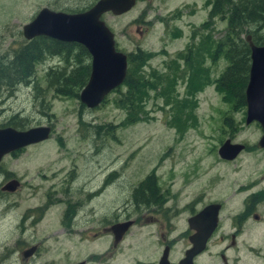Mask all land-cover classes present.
<instances>
[{
	"label": "rangeland",
	"instance_id": "rangeland-1",
	"mask_svg": "<svg viewBox=\"0 0 264 264\" xmlns=\"http://www.w3.org/2000/svg\"><path fill=\"white\" fill-rule=\"evenodd\" d=\"M95 1L0 0V62L25 42L22 27L43 6L71 12L84 10ZM213 1L137 0L121 15L109 12L102 16L114 33L116 47L126 54L137 49L150 53L142 69L160 76L156 90L148 92L139 118L131 124L122 123L127 111L119 107V94L113 90L90 109L79 98L53 94L45 74L58 57L36 64L30 87H23L22 77L17 79L11 65V73L7 65L4 67L2 74L12 81L14 90L0 85V126L15 118L21 123L15 127L18 129L51 122L54 130L48 140L2 159L0 186L17 178L21 187L16 192L0 191V252L13 248L15 242L23 247L48 237L43 223L35 234L28 228L21 234L16 225L26 208L43 201L48 188L60 185L71 168L81 181L93 177L97 163L98 178L115 171L110 184L119 191L150 177L168 188L179 205L203 190L210 191L211 199L225 200V211L240 201L238 193L232 194L234 190L243 185L254 184L250 190L264 185V149L256 146L261 127L257 122L246 124V105L233 108L211 81L226 67L225 58L212 61L207 52L200 56L204 44L207 48L226 33L227 18L209 17ZM258 33L264 36V28ZM188 48L197 53L198 66L208 68L210 79L191 87L189 94L191 70L182 59ZM64 67L71 69L66 63L60 68ZM36 88L41 91L39 97ZM107 124H111L110 130ZM228 138L247 148L235 159L223 162L218 148ZM44 243L53 247L54 242L48 239Z\"/></svg>",
	"mask_w": 264,
	"mask_h": 264
},
{
	"label": "flooded vegetation",
	"instance_id": "flooded-vegetation-1",
	"mask_svg": "<svg viewBox=\"0 0 264 264\" xmlns=\"http://www.w3.org/2000/svg\"><path fill=\"white\" fill-rule=\"evenodd\" d=\"M65 63L58 60L52 69H61ZM34 75L22 80L23 87L32 86ZM13 122L19 121L13 118L0 128H15ZM45 125L51 135L53 125ZM98 166L95 164L93 177L86 181L72 168L67 170L60 185L48 188L43 201L27 207L16 229L23 234L28 228L35 234L43 223L42 229L49 235L23 247L15 242L13 248L0 252V264H264V185L254 190H250L254 184L243 185L234 190L232 194L238 193L240 201L225 211V200L211 199L210 191L204 190L179 205L176 196L156 180L154 184L143 181L127 191L111 189L115 171L98 178ZM11 179L0 186L1 192H16L21 187L16 178L19 184L14 191L2 190ZM211 204L218 206L215 222L210 211L199 216ZM48 239L54 242L53 247L45 245Z\"/></svg>",
	"mask_w": 264,
	"mask_h": 264
},
{
	"label": "trees",
	"instance_id": "trees-1",
	"mask_svg": "<svg viewBox=\"0 0 264 264\" xmlns=\"http://www.w3.org/2000/svg\"><path fill=\"white\" fill-rule=\"evenodd\" d=\"M243 2H247V4L243 5ZM212 3L209 17L211 19L213 16L221 15V19L227 18L226 33L222 39L208 45L207 48L204 44L200 56L204 57V53L207 52L212 61L219 59L221 56L225 58L227 61L226 67L211 81L214 82L216 89L222 94L223 100L232 105L233 108L245 106L244 90L248 81L250 65V50L245 36L251 35L255 44H264V36L258 33L264 28V0H214ZM203 26H205V23ZM196 54H193V50L188 48L182 58L186 61V67L191 70L188 94L191 93V87L197 88L204 81H210L206 71L208 68L198 66V60L195 58ZM150 56V53L148 54L140 49L128 53L125 79L122 84L113 90L119 94L117 98L119 107L127 111V117L122 122L124 125L131 124L139 118L142 104L147 98L148 92L156 90L157 85L160 83V76L156 72L147 74L142 69ZM53 57L66 61V65L71 69L65 67L61 69L51 68L50 73H47L46 76L48 85L56 95L79 98V93L89 76L90 54L79 43L61 41L47 36H36L25 40L22 45L13 51L10 58L4 61L2 65L0 64V77H3L0 80L1 87L4 85L10 91L14 89L12 81L10 82L7 76L2 74L6 65L9 67V72L11 67L16 70L17 79L22 77V80H24L33 75L35 64ZM201 60H204V58ZM121 86L124 87V90H121ZM36 91V96L39 97L41 91L39 88H36ZM228 119L226 117L225 121ZM13 126L20 127L21 123L13 122ZM97 127L101 128V126ZM110 128L111 124H107V129L110 130ZM147 179L151 184H154L152 178L148 177Z\"/></svg>",
	"mask_w": 264,
	"mask_h": 264
},
{
	"label": "water",
	"instance_id": "water-1",
	"mask_svg": "<svg viewBox=\"0 0 264 264\" xmlns=\"http://www.w3.org/2000/svg\"><path fill=\"white\" fill-rule=\"evenodd\" d=\"M137 0H96L89 8L75 13L55 11L42 7L35 17L22 27L23 37L31 39L47 36L53 39L76 42L83 45L90 54V72L86 84L79 93V100L88 108L98 106L105 97L125 79L127 54L116 47L114 33L102 19L105 13L121 15L129 11ZM250 50L248 81L245 86V123L256 121L262 130L257 148H264V44H255L251 36H246ZM50 135L48 125L27 129L13 127L0 128V161L6 154L22 147L47 139ZM245 145L226 139L218 148L219 157L232 160ZM19 181H8L2 190L14 191ZM217 205L206 206L199 216L211 213L216 221ZM205 238L201 239L204 243Z\"/></svg>",
	"mask_w": 264,
	"mask_h": 264
},
{
	"label": "bare ground",
	"instance_id": "bare-ground-1",
	"mask_svg": "<svg viewBox=\"0 0 264 264\" xmlns=\"http://www.w3.org/2000/svg\"><path fill=\"white\" fill-rule=\"evenodd\" d=\"M137 2V1H136ZM110 28V27H109ZM112 31V30H111ZM34 38V37H33ZM32 39V38H31ZM251 39H252V37H251ZM251 123V122H250Z\"/></svg>",
	"mask_w": 264,
	"mask_h": 264
}]
</instances>
